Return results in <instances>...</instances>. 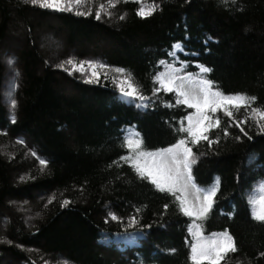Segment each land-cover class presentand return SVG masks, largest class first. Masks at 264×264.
<instances>
[{"label": "trees", "instance_id": "trees-1", "mask_svg": "<svg viewBox=\"0 0 264 264\" xmlns=\"http://www.w3.org/2000/svg\"><path fill=\"white\" fill-rule=\"evenodd\" d=\"M148 2L160 7L143 19L136 16L141 5L135 0H120L110 16L96 19L95 7L104 0H93L88 16L0 0V217L10 224L0 231V264H191L193 220L179 212L173 196L157 191L119 160L127 155L122 141L131 126L149 151L186 136L178 122L193 110L176 105L173 93L153 95L157 72L168 63L179 67L168 55L177 41L182 50L175 60L187 62L186 72L196 74L203 64L212 69L207 78L213 87L255 96L254 106H264V0ZM18 26L22 33L7 52L4 46L15 35L10 31ZM42 31L52 43L61 38L59 51L52 53L38 38ZM70 57L104 63L110 77L116 75L112 69L123 68L150 106L122 100L111 79L89 85L77 73L69 76L57 65ZM5 85L11 93L7 103ZM216 116L221 130L210 131L211 147L206 141L191 146L197 156L194 182L207 188L218 178L212 209L195 223L206 237L225 229L233 236L238 251L227 264H264L258 255L264 252V223L251 218L249 204L264 184V133L247 120L241 125L245 136L228 127L227 117ZM234 116L239 120L245 113ZM45 193V199L34 200ZM65 199L70 203L62 208ZM26 202L39 216L28 221L29 228L15 213V206ZM130 216L138 219L133 228L126 227Z\"/></svg>", "mask_w": 264, "mask_h": 264}, {"label": "snow or ice", "instance_id": "snow-or-ice-1", "mask_svg": "<svg viewBox=\"0 0 264 264\" xmlns=\"http://www.w3.org/2000/svg\"><path fill=\"white\" fill-rule=\"evenodd\" d=\"M119 2L120 0H104V3L97 4L95 18L99 19L101 15L110 16L109 9L115 8ZM135 2L141 5L136 10V16L141 19L151 16L160 7L159 4L149 3L148 0H135ZM232 2L235 3V0ZM24 3L40 9L88 16L92 11L93 0H24ZM85 6H87V10H82ZM119 18L124 19V16L121 15ZM181 50L180 41L173 43L172 50L168 55L173 58L175 63L179 64V67L168 63L165 65V71L157 72L153 81L158 86L153 88V95L161 90L165 93H173L176 105H183L193 110L178 122L180 124L178 131L186 133V136H180L175 143L167 147L149 151L144 148L141 134L135 130V126H131L125 131L121 145L127 149V155L120 156L119 160L127 163L138 178L147 179L157 191L173 196L179 212L193 220L188 229L189 234L193 236L189 255L191 264H203V262L206 264H227L231 254L238 251L233 236L225 229L223 232L212 233L206 237L202 234L201 225L195 223L197 220L205 219L212 209L218 178L207 188H201L194 182L192 166L197 163V156L191 146L206 141L211 147L215 142L209 133L211 130H221V120L216 116L218 112L223 113V116L229 119L231 123L228 127L234 125L245 136L247 133L244 132L241 125L247 120H252L259 132L264 133V106H254L257 99L255 96L243 93L225 94L213 87L214 82L207 78V74L212 69L203 64L197 65L199 72L196 74L186 72L187 62L175 60L177 53ZM9 63L11 64L12 61L9 60ZM160 63L164 65L165 62L161 61ZM57 67L66 71L69 76H72L74 72L79 73L81 81L89 85L99 83L101 75L104 80L110 79L109 72L106 70L108 65L93 60L76 61L70 57L61 61ZM111 71L116 73L111 77V83L122 99L135 103L137 108L150 106L148 103L150 98L140 91L130 74H127L123 68H114ZM14 87L15 85H13ZM16 106L17 102L14 99L11 100L10 107L13 113ZM166 106L172 107L171 104ZM241 110L244 111L245 117L239 120L235 119L234 113ZM9 119L15 123L16 117L12 114ZM173 131L176 129L174 128ZM223 133L225 136L230 134L228 128H223ZM3 134L0 133V135ZM235 139L239 140L240 136H236ZM248 139L251 140L252 137L248 136ZM16 143L22 144L23 141L18 139ZM32 154L36 155L35 152ZM39 163L41 166H45L47 161L41 158ZM112 163L116 164L117 162L113 161ZM53 199L54 197L50 196L49 203ZM69 203L67 199L62 200L60 206L63 208ZM249 204L251 218L259 223H264V184L260 185L258 191L252 195ZM164 208L167 209L168 205L165 204ZM109 216L112 220L119 219L112 213H109ZM137 224V217L130 216L126 227L133 228ZM170 251L174 252L175 249H170ZM258 255L264 257V252ZM236 264H240V261L237 260Z\"/></svg>", "mask_w": 264, "mask_h": 264}, {"label": "rangeland", "instance_id": "rangeland-1", "mask_svg": "<svg viewBox=\"0 0 264 264\" xmlns=\"http://www.w3.org/2000/svg\"><path fill=\"white\" fill-rule=\"evenodd\" d=\"M85 8H87V6H85L83 9H85ZM82 9V10H83ZM109 11H110V9H109ZM46 23H48V24H52V22L51 21H46ZM11 33H14L15 35H11V38H10V41L4 46V49L7 51V52H9V51H11L12 49H15L14 47V44H11V42H13V41H15L14 39H17V38H19V34H21L22 33V30H21V28L18 26V27H16V29L15 30H13V32L12 31H10ZM47 33H45V31H42V32H39V33H37V36H38V38H40V39H42V40H44L45 41V43H47L46 45H48L47 47L49 48V49H51L50 51L52 52V53H54V51L52 50V49H54V50H56V51H59L60 50V44L62 43V40H61V38H59V40L57 41V42H55V43H52V41L49 39V38H47V35H46ZM49 43V44H48ZM52 43V44H51ZM48 52V51H47ZM70 54H72V53H70ZM69 54V55H70ZM6 57H3L2 58V60L5 62V63H3L4 65H6L7 63H6V59H5ZM66 67H68V66H66ZM65 73V72H64ZM75 73V72H74ZM73 73V74H74ZM67 74V73H66ZM77 74H79V73H77ZM101 77H103V75H101ZM110 77V76H109ZM110 79H111V77H110ZM100 80H101V78H100ZM111 81V80H110ZM10 90H12V93H14V91H13V89H10ZM11 99V93H9V86L7 85H5L4 86V90L2 91V100H4V102L5 103H7L9 100ZM122 99V98H121ZM122 100H124V99H122ZM222 115H223V113H221ZM252 121V120H251ZM253 122V121H252ZM253 124L255 125V123L253 122ZM46 195H48V193H45L44 195L43 194H41V195H35V198H34V200L35 201H40V200H43V198L45 199L46 197H48V196H46ZM12 205H16L15 203L14 204H12ZM15 213L16 214H20V215H22V218H23V220H25L24 222H22V226L24 227V228H29V227H31L30 226V223L28 222V221H34V220H36L39 216L37 215L38 213L36 212V211H34V209H32V207H30L29 206V203L28 202H26V203H23V204H21L20 206L19 205H16L15 206ZM10 227V224H9V222H7V221H4L1 217H0V231H2V232H4V230L5 229H8ZM124 242H127V243H131L132 242V240L131 239H125L124 240ZM17 264H21V263H17Z\"/></svg>", "mask_w": 264, "mask_h": 264}, {"label": "bare ground", "instance_id": "bare-ground-1", "mask_svg": "<svg viewBox=\"0 0 264 264\" xmlns=\"http://www.w3.org/2000/svg\"><path fill=\"white\" fill-rule=\"evenodd\" d=\"M121 98V97H120Z\"/></svg>", "mask_w": 264, "mask_h": 264}]
</instances>
